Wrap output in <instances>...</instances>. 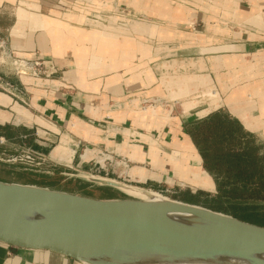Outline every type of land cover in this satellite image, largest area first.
I'll return each instance as SVG.
<instances>
[{
  "label": "crops",
  "instance_id": "obj_1",
  "mask_svg": "<svg viewBox=\"0 0 264 264\" xmlns=\"http://www.w3.org/2000/svg\"><path fill=\"white\" fill-rule=\"evenodd\" d=\"M0 40L49 74L4 76L20 94L0 92V129L53 162L83 170L116 156L121 173L135 164L130 184L209 200L216 181L190 127L226 114L264 154V0H0ZM136 95L180 100V111H140ZM256 220L264 227V203ZM0 264L84 263L0 243Z\"/></svg>",
  "mask_w": 264,
  "mask_h": 264
},
{
  "label": "water",
  "instance_id": "obj_2",
  "mask_svg": "<svg viewBox=\"0 0 264 264\" xmlns=\"http://www.w3.org/2000/svg\"><path fill=\"white\" fill-rule=\"evenodd\" d=\"M25 153L47 161L37 153ZM63 175L124 198H92L0 182V243L84 264H157L166 258L211 256L256 262L255 257L264 255L262 226L193 204L152 199L151 192L114 180L78 171ZM172 213L188 218L179 220L169 216Z\"/></svg>",
  "mask_w": 264,
  "mask_h": 264
},
{
  "label": "trees",
  "instance_id": "obj_3",
  "mask_svg": "<svg viewBox=\"0 0 264 264\" xmlns=\"http://www.w3.org/2000/svg\"><path fill=\"white\" fill-rule=\"evenodd\" d=\"M188 134L199 151L204 168L216 181L217 194L208 200L209 205L205 207L254 223L250 218L256 220L260 203H264V154L259 153L254 140L243 132L235 120L223 113L201 120L189 128ZM0 137L10 141L17 134L8 128L0 129ZM57 176L66 179L59 174ZM75 181L83 187L95 188L91 184Z\"/></svg>",
  "mask_w": 264,
  "mask_h": 264
},
{
  "label": "rangeland",
  "instance_id": "obj_4",
  "mask_svg": "<svg viewBox=\"0 0 264 264\" xmlns=\"http://www.w3.org/2000/svg\"><path fill=\"white\" fill-rule=\"evenodd\" d=\"M1 59H2V63H0V74L2 76H6L7 78L10 76H16L15 75L16 72H26V74H28V71L25 70L24 68L20 69L19 66L14 65L13 60H10L9 58H6L7 61L4 60L3 58ZM133 97L135 99L137 98L138 102H140V100L142 99L154 100L156 101V104L153 105L151 104L152 106L159 105L161 107H164L165 112L166 110H170L171 116L174 113L176 114L178 111H180L179 110L180 100L173 101L167 96L143 97V95H136V97L132 96L129 99L133 100L134 99ZM138 102L136 101V104ZM12 131L15 132V130ZM31 139H33L34 142L37 141L38 137L35 135V131L31 135ZM31 142L32 140L28 141L25 139H23V141L20 142V140L16 139V137L12 138L10 141H7L5 139H2L1 141L0 138V182L36 185L40 187L49 188L52 190L63 191V192L78 194L81 196L92 197V198H117V199L124 198V196H122L121 194H119L114 190H112V192H116V194L112 193L111 189L108 188H104L106 189L104 190V189H99L102 187H97V186H95L96 189L92 187H83L82 185L78 184L75 181L78 179L65 177L63 175V173H76L77 171L87 174L89 173L88 169L90 166L82 170L74 167L73 165L66 166L57 162H53L48 158H46L45 156H43V158L47 160L45 163L40 162L32 158L31 156H28L25 153V151L35 153L33 150L30 149ZM134 166L135 164L132 165L131 168ZM130 170L128 171L129 174H130ZM57 174L65 177L66 179L65 180L60 179L57 176ZM109 178L112 179L110 176ZM70 179L73 180L69 181ZM78 181H82V180H78ZM129 186H132L134 188L140 189L145 192L158 193L159 195L166 197L170 200H176L183 203H187L185 201H189V198L192 195L190 189L183 185L166 187L165 190L168 191L165 192L143 189L136 184H130ZM197 196L198 195H196L195 198H196V202L199 203V205H204V206L209 205V203H207L208 199H206L204 195L198 197ZM190 199H193L194 201V198H190ZM188 204L191 203L189 202ZM250 220L254 221V223L258 222L257 220L252 218H250Z\"/></svg>",
  "mask_w": 264,
  "mask_h": 264
},
{
  "label": "built area",
  "instance_id": "obj_5",
  "mask_svg": "<svg viewBox=\"0 0 264 264\" xmlns=\"http://www.w3.org/2000/svg\"><path fill=\"white\" fill-rule=\"evenodd\" d=\"M0 51L2 52L5 58H9L10 60H13L14 65L19 66L20 69L24 68L25 70L28 71V74H26L25 72H16L15 75L17 76L26 75L34 79H40L43 77H47L49 75L46 73L47 64L45 61L40 60L37 57H33L28 60L17 59L9 51L5 50V43L3 40H0ZM0 92L5 93L11 97H15V95L20 94V91L18 90L17 86H15L14 84L6 80V78H4V76H2L1 74H0ZM151 104L152 105L156 104V101L151 100V99H142L140 100V102L137 103V106L142 109L147 108V107L155 108L159 106V105L152 106ZM162 108L164 109V107ZM35 135L37 136L36 132H35ZM123 164H124V160L120 157L102 154L99 158H96L93 160V162L90 164V167L88 169L89 173L87 174L93 175L96 177H101L104 179H110L108 176V173L112 172L116 175V178H112L110 180H114V181H117L123 184L130 185V182L128 181L130 179L128 176V171L131 168L127 167L125 169V173H121L120 167ZM128 164L130 163L128 162ZM101 175H104V176H101Z\"/></svg>",
  "mask_w": 264,
  "mask_h": 264
},
{
  "label": "bare ground",
  "instance_id": "obj_6",
  "mask_svg": "<svg viewBox=\"0 0 264 264\" xmlns=\"http://www.w3.org/2000/svg\"><path fill=\"white\" fill-rule=\"evenodd\" d=\"M135 108L140 111L144 109V108L143 109L139 108L138 106ZM147 108L152 109L154 107H147ZM155 108H158L165 115L170 114V110H166L165 112L161 106H157ZM149 197L152 199H166V197H163L159 195L158 193H150ZM169 216L179 219V220H186L188 218L186 215H182L179 213H172ZM255 258H256V262H250L248 260H244L241 258H234V257H227V256H211V257H203V258H181V259L176 258L173 261H170L169 259L166 258V260L160 263H157V264H264V255L257 256Z\"/></svg>",
  "mask_w": 264,
  "mask_h": 264
}]
</instances>
